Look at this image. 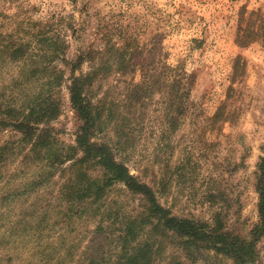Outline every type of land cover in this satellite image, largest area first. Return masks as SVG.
Returning <instances> with one entry per match:
<instances>
[{"label": "rangeland", "instance_id": "1", "mask_svg": "<svg viewBox=\"0 0 264 264\" xmlns=\"http://www.w3.org/2000/svg\"><path fill=\"white\" fill-rule=\"evenodd\" d=\"M28 16L34 22L57 16L52 34L67 47L49 70L40 62L34 68L31 49L9 58L17 47L39 46L38 28L16 31V21ZM104 34L114 46L127 47L122 70L111 68L98 91L104 98L110 90L107 99L119 104L116 116L125 118L118 160L172 216L220 224L221 232L249 240L259 220L258 182L264 187V0H0V103L18 107L58 77L52 92L59 114L39 124L52 128L56 154L74 145L83 124L69 103L71 73L89 77L91 98V70L101 65L98 58L91 62V48L104 47ZM81 55L74 70L62 62ZM120 57L110 55L109 65ZM177 92L186 96L180 115L168 112ZM0 120V149L7 146L0 151V264L115 260L120 231L139 212L141 195L115 181L94 205L91 197L67 205L53 184L63 183L61 170L68 176L72 163L62 159L48 167L46 148L37 157L31 142L16 143L23 136L8 124L13 118ZM95 139L110 142L104 134ZM159 239L162 248L150 264H234L213 249L187 255L179 239ZM256 249L264 264V235Z\"/></svg>", "mask_w": 264, "mask_h": 264}, {"label": "trees", "instance_id": "2", "mask_svg": "<svg viewBox=\"0 0 264 264\" xmlns=\"http://www.w3.org/2000/svg\"><path fill=\"white\" fill-rule=\"evenodd\" d=\"M53 19L56 20L52 21ZM39 21L34 22L30 16L21 21H16L17 32L22 29L26 30V26L38 28L34 38L39 46L32 48L31 44L28 43L24 48L17 47L11 52L9 58L12 60L19 59L31 49L37 59V61L32 62L35 65L34 68H38L40 62L45 64L43 69L49 70L54 59L58 57L59 52H63L67 44L60 36L52 34L54 31L53 24L58 25L57 16ZM103 42V48L97 50L91 48V62H94L96 58L101 61L100 67L91 70V98L87 94L88 89H86L90 86L88 76L73 77L74 75L71 73L69 80V103L78 119L83 123L76 133L74 145L63 147L61 152L57 151V155L54 147L56 140L52 135V128L48 126L40 128L39 126L42 122L45 125L50 123L59 114V103L52 92L53 87L58 83V77H55L53 82L42 85L43 87L47 86V88L40 89L33 97L25 95L18 107L4 109L0 103V115L13 118L8 124L12 126L15 132H20L23 136L16 143L31 142V146L34 147L31 152L35 153L37 157L40 156L42 148H46V156L43 159L49 163L48 167H54L53 165L62 159L72 163L67 168L70 172L68 176L64 177L66 170H61L63 183L53 184L59 188L58 199L65 200L67 205L69 203L73 205L74 202H80L87 197H91V205H94L102 198L104 189L115 181L122 182L132 194L141 195L140 210L125 222L124 230L120 231L119 243L114 249L116 258L109 264H150L153 254L162 248L159 237H170L176 241L179 239L180 243L176 244L187 255H191L193 250L213 249L228 260H232L234 264H259L256 244L264 235V187L262 181L258 182L257 185L259 220L251 229L249 240H246L229 232H221L223 227L220 224L194 222L172 216L155 200L152 188L131 174L127 166L118 160L115 152L123 151L119 136L124 131L125 118L120 115L116 116L114 108L119 107V104L107 99L110 90L105 93L106 97L104 98H98V91L101 89V82L106 80L107 73L111 71V68L116 67L117 72L122 70V63L125 61L122 55L126 53L127 47L114 46L108 34L103 35ZM116 52H119L120 59L114 63L115 65H109L108 57L110 55L115 56ZM81 61L82 55L75 62H69L62 58V62L65 65H71L73 70ZM30 69L29 72L31 73L33 69ZM98 82L100 83L96 84ZM134 86L139 88V86ZM181 87V82H178L179 91H181ZM183 98L186 99L185 94L179 96L177 92L176 95H173L171 101L168 102V108L171 109L168 112L176 110L177 114L180 115L184 111L181 109L183 108ZM128 99L130 97L127 96L126 100ZM114 120H117L118 123H115ZM0 121L3 122V120ZM169 123L170 125L175 124L173 115H171ZM111 133H113L112 136H110ZM102 134L108 137L110 142L95 139ZM5 148L7 146H4L0 151H4ZM35 149L36 151H34ZM77 151H80L82 155L78 157ZM73 155L75 157L71 158ZM42 181L40 179L31 184H39ZM151 182L155 184V182ZM32 189L30 185H23L21 190L30 194ZM85 195L88 196L85 197ZM42 214H47V211ZM59 215L60 213H57L56 217L58 218ZM44 221L43 216L42 223ZM105 259L102 256H95L91 258V264H98L100 261L103 263Z\"/></svg>", "mask_w": 264, "mask_h": 264}]
</instances>
